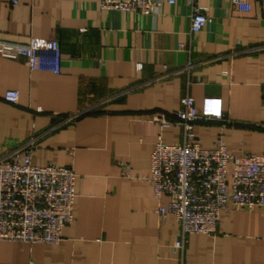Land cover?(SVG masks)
<instances>
[{
  "label": "crops",
  "instance_id": "0c3cea01",
  "mask_svg": "<svg viewBox=\"0 0 264 264\" xmlns=\"http://www.w3.org/2000/svg\"><path fill=\"white\" fill-rule=\"evenodd\" d=\"M97 1L0 0V39H55L61 51L57 74L0 57V158L30 142L32 165L75 174L62 241L0 242V264H264V210L221 211L215 233L189 235L180 255L175 218L157 213L168 200L145 181L158 137L182 141L179 128L148 118L172 119L184 95L229 121L198 123L201 148L221 138L233 155L264 156V0H247L249 13L199 0L208 21L196 35L184 0L162 1L157 15L105 11ZM7 91L17 105L4 101Z\"/></svg>",
  "mask_w": 264,
  "mask_h": 264
},
{
  "label": "built area",
  "instance_id": "2783aa9c",
  "mask_svg": "<svg viewBox=\"0 0 264 264\" xmlns=\"http://www.w3.org/2000/svg\"><path fill=\"white\" fill-rule=\"evenodd\" d=\"M162 1L175 5L178 0H98L105 11L139 15H157ZM189 11V32L202 31L208 19L199 0H184ZM231 7L249 13L247 0H229ZM15 6L18 0H10ZM0 57L24 58L30 71L59 73L61 51L55 39L29 38L24 42L0 39ZM141 65H137V70ZM4 101L17 105L18 93L7 91ZM40 112V110H37ZM78 116L66 118L75 120ZM160 129L179 128L180 144L168 145L158 137L149 160L145 181L152 187L155 199L165 196L166 207H159L161 217L172 215L178 226L173 249L183 255L189 235H212L220 213L226 209L247 212L264 210V156L229 153L220 138L212 149H203L194 129L200 122L229 124L218 109L204 107L198 112L194 99L184 95L172 119L156 113L148 118ZM264 129V124L261 125ZM30 142L19 151L0 158V242L57 245L64 227L72 222L75 198V174L72 169L47 164H31ZM122 176L129 177L127 165H121ZM230 170V172H228ZM230 178V182H228ZM182 264V259H180Z\"/></svg>",
  "mask_w": 264,
  "mask_h": 264
}]
</instances>
